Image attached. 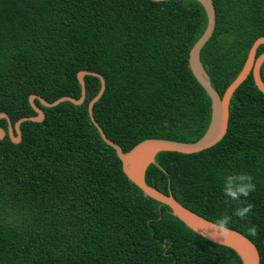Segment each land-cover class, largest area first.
Returning <instances> with one entry per match:
<instances>
[{
	"label": "trees",
	"instance_id": "obj_1",
	"mask_svg": "<svg viewBox=\"0 0 264 264\" xmlns=\"http://www.w3.org/2000/svg\"><path fill=\"white\" fill-rule=\"evenodd\" d=\"M212 1L215 27L200 59L222 95L264 36V0ZM206 23L195 0H0V112L14 124L36 114L30 94L78 98L77 72L90 70L106 84L93 115L122 151L146 138L194 142L210 98L188 55ZM84 80L81 104L35 98L43 120L22 122L18 143L0 139V264H242L129 181L88 116L99 79ZM0 127L7 131L5 118ZM232 173L256 185L243 220L222 191ZM145 181L209 220L229 215L227 227L248 237L264 264V93L251 73L233 93L224 137L195 153L159 152Z\"/></svg>",
	"mask_w": 264,
	"mask_h": 264
},
{
	"label": "water",
	"instance_id": "obj_2",
	"mask_svg": "<svg viewBox=\"0 0 264 264\" xmlns=\"http://www.w3.org/2000/svg\"><path fill=\"white\" fill-rule=\"evenodd\" d=\"M195 1L202 5L207 17V23L202 34L189 50L188 66L196 81L210 98V119L205 132L196 141L182 142L165 138H146L135 144L130 150L126 152L122 151L117 143L105 135L102 127L93 115V105L102 96L106 84L104 77L100 73L90 70H79L77 72V80L81 87L80 96L78 98L61 96L52 102H48L39 95L30 94L28 101L36 114L21 117L16 120L14 124H12L7 113L0 112V119L5 118L7 121V131L0 127V139L8 134L11 142L18 143L21 140L20 125L22 122H40L43 120L44 113L41 108L34 103L35 98H37L45 107H53L63 101H69L75 105L81 104L86 95L84 76H95L99 79L100 87L96 95L90 99L87 104L88 116L102 140L115 150L116 156L121 162L122 171L129 181L136 185L145 196L166 205L173 216L178 218L195 233L213 243L232 249L239 256L242 264H260V256L257 247L244 234L231 228H228L230 231L227 233L218 232V225L216 222L193 212L177 201L171 193H164L159 189L150 186L145 181L146 169L151 163H154L155 156L159 152L171 151L184 154L195 153L215 145L224 137L227 131L229 106L233 93L250 73L252 74L256 87L264 93V81L260 76V67L264 62V51L256 56L258 46L264 45V36L256 38L251 44L241 70L229 83L222 95H220L212 86L210 77L202 65L200 51L213 33L215 27V9L212 0Z\"/></svg>",
	"mask_w": 264,
	"mask_h": 264
},
{
	"label": "clouds",
	"instance_id": "obj_3",
	"mask_svg": "<svg viewBox=\"0 0 264 264\" xmlns=\"http://www.w3.org/2000/svg\"><path fill=\"white\" fill-rule=\"evenodd\" d=\"M252 181L253 177L245 173L228 174L224 180L222 188L223 194L229 200L237 202V207L233 211V215L240 218L241 220L245 219L248 214L252 212L254 207L253 204L246 203V198L256 189V185ZM242 198L245 199L242 200ZM230 221L231 217L229 215H222L216 222L218 225V232L227 233L230 231L227 227ZM248 231L252 236L257 235V229L255 225L250 227ZM168 246L169 241H163L161 247L167 249Z\"/></svg>",
	"mask_w": 264,
	"mask_h": 264
}]
</instances>
